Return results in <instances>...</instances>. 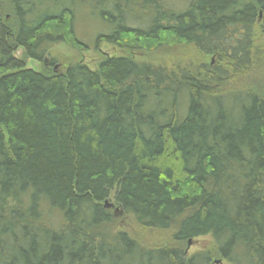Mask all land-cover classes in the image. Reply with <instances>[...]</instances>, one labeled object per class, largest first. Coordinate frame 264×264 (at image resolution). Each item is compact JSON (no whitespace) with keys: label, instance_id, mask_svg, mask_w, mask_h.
<instances>
[{"label":"trees","instance_id":"1","mask_svg":"<svg viewBox=\"0 0 264 264\" xmlns=\"http://www.w3.org/2000/svg\"><path fill=\"white\" fill-rule=\"evenodd\" d=\"M186 3L0 0V264H207V252L187 257L181 246L202 236L229 264H264L263 96L220 89L219 71L127 55L53 72L13 55L88 48L77 35L88 9L109 28L95 46L188 44L236 69L252 62L264 0ZM112 192L177 246L146 247L116 229L103 205Z\"/></svg>","mask_w":264,"mask_h":264},{"label":"rangeland","instance_id":"2","mask_svg":"<svg viewBox=\"0 0 264 264\" xmlns=\"http://www.w3.org/2000/svg\"><path fill=\"white\" fill-rule=\"evenodd\" d=\"M165 1L173 7L182 8L188 0ZM136 12H139V10L136 9ZM7 20L13 25L14 19L9 16V14H7ZM78 24V38L81 39L88 48L72 46L67 43H58L48 50L47 55L42 61H36L25 57L24 50L20 47L13 50V55L17 58H22L26 68L45 72L62 71L68 65L75 62H83L90 69L94 70L97 67V62L106 56L127 55L132 57L135 61L147 63L152 66H162L167 69L194 68L209 74L219 71V73H221L219 75L220 89L225 91L245 89L253 93H258L264 97V41L260 36V30L258 28H256L253 33L254 55L252 62L243 68L236 69L227 65V63L223 61L224 57H220L219 54L206 55L193 45L188 44L171 43L152 51L143 48H130L128 44L125 46H118L99 42L95 46L94 42L97 34L109 31V28L104 26L102 21L91 14L88 9H82ZM258 25L259 22L257 26ZM103 205L112 213L115 219L116 229L126 232L144 246H177L171 239V231L142 227L138 225L130 215L124 214L122 210L116 206L113 192L103 202ZM181 246L187 257L196 252L203 251L207 252L209 255L210 260L207 264H229L216 253L215 244L209 236L194 238L190 241L189 246L187 245V241H185Z\"/></svg>","mask_w":264,"mask_h":264},{"label":"water","instance_id":"3","mask_svg":"<svg viewBox=\"0 0 264 264\" xmlns=\"http://www.w3.org/2000/svg\"><path fill=\"white\" fill-rule=\"evenodd\" d=\"M105 204V203H104ZM190 239L187 241V245L189 246L190 245ZM216 262H218V261H216Z\"/></svg>","mask_w":264,"mask_h":264}]
</instances>
